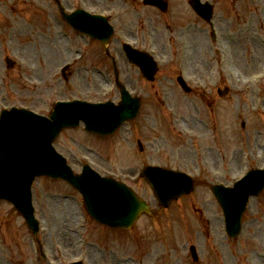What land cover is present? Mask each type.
<instances>
[{"label": "rangeland", "instance_id": "rangeland-1", "mask_svg": "<svg viewBox=\"0 0 264 264\" xmlns=\"http://www.w3.org/2000/svg\"><path fill=\"white\" fill-rule=\"evenodd\" d=\"M62 1L67 8L81 6L97 13L109 10L115 15L117 27L130 20L128 18L122 21L121 17L124 15L138 17L140 14L137 11L138 4L133 3L132 0H126V3L122 0ZM216 1L226 13L237 9L242 14L237 15L238 21L233 19L230 24V27L240 31L232 43L229 41L232 38L228 32L230 28L225 26L221 41L217 44L222 49L221 54L216 56L217 59H212L210 62L212 55H209L208 59H204V65L202 60V64L198 67L200 69L193 66L189 70V75H193L194 80H200L202 85H205L203 89L196 95L185 94L176 86L171 90H159L155 93L150 84L145 85L142 82V92L147 94L144 96L145 103L141 115L130 125L132 131L125 128L114 135L97 140L91 136L86 138L83 135L84 130L80 128L68 129L61 135L58 146L71 157L77 169L81 166L80 161H83V156H89L93 165L103 171L110 168L118 172L120 169L122 174L131 175L140 166L160 163L188 170L197 180V186L191 194L174 202L171 210H163L167 215L173 214L174 225L180 226L178 231L168 232L164 228L162 236L157 238L155 232L160 228V223L154 218L140 219L133 230L120 233V240L124 242V246L119 245L121 249H117L116 261L111 262L110 257L102 256L101 259L92 257L93 264L101 261H105V264H135L141 261L142 264H161L162 260L155 259L164 256L169 260V264H264V193L257 197L254 201L256 203L248 211L244 230L238 238V245L236 240L224 238L221 224L216 225L219 231L215 234L220 237V241L227 243L224 245L228 249L227 252L221 249L220 243L214 242V237L208 231L203 229L202 232L196 233L194 223L191 220H184V217H192V214L202 212L201 207H207L204 212L222 213L211 191V182L231 183L233 178L242 174L246 168L256 164L261 165L264 161V151H260L261 147L255 145L254 139H251L246 150L254 154V157L250 158L247 164L243 161L244 157L232 154L238 143L221 140L220 148L227 150H223L221 155L218 152L210 153L208 157L214 165L206 167L198 158L200 154L198 150L204 145L200 136L191 132L196 136L191 137V142H188L184 136L179 135V129L182 128L179 125L185 126L183 121L189 117L190 111L197 110L196 106L206 109V114L208 113L210 107L207 104L204 106L201 96H205L208 90L214 88L211 86L216 80L232 81L238 78L240 86H243L245 80L251 78L252 70L256 73L264 71V46L260 44L263 47L261 48L255 43L257 48L255 47L251 54L250 44H247L245 38H239L247 32L251 20V16L246 15L247 9L251 10L255 6L253 14L264 17V0H245L237 4L228 0ZM54 2V0H0V111L3 107L14 104L48 112L52 109L56 97L86 95L94 99H102L112 96L105 86L101 84L99 86V82L106 78L94 69L96 64L104 68L106 66L103 62L105 58L102 57L104 54L99 52L100 46L95 43L85 44L86 41L82 42L80 37L72 40V48L75 50L72 56L78 57L76 49L83 48L86 59L75 60L74 82L67 88L61 86L60 65L68 60L71 45H65L66 40L61 34L56 33V29L58 30L56 12L59 10ZM139 8L144 19L146 8ZM149 10L151 12L152 9ZM87 47L89 56H87ZM225 47L229 49L223 50ZM250 48L253 49L251 46ZM6 56L15 60L14 70L8 68ZM242 69L246 72H238ZM164 73L171 76L173 74L171 71H165L164 65L157 80L159 89L161 83H165L162 79ZM138 77L137 71L131 73L130 70H126V78L131 82L129 87L132 91L136 84L138 85ZM236 90L237 88H234V91ZM113 99H118V96H114ZM230 101H233V98ZM220 102L222 104L228 101L220 100ZM233 109L234 107L230 110L232 117L227 114L222 122H226L229 134L237 132L243 138L246 130L244 131L238 123L242 117L238 118ZM209 115L214 116L213 111H210ZM189 122L192 126V122ZM249 130L251 132L250 128ZM139 137L144 142L143 151L138 149ZM82 143L91 146L92 149ZM62 182L43 178L34 183L35 200L43 217L41 233L45 237L44 249L47 254H51L52 259H56L57 263L84 256V249L89 251L88 245L81 242L84 221L81 220L79 206L74 199L62 196V193L69 192V194H77L80 199V194ZM138 190L144 198L150 201L156 200L153 191L145 183L138 187ZM165 221L163 220L162 225L164 227ZM87 224V228L97 229L90 221ZM26 225L22 216L9 202H0V264H10L6 261L9 257L11 260L19 261V264H29V262L32 264L30 255L33 257V249L30 239L28 241L29 232ZM168 226L171 227L170 221ZM103 233L107 236L109 232ZM103 239L104 236H101L100 243ZM192 242H195L200 254L197 263L187 256ZM171 245H174V248ZM57 251L64 257L58 259L55 255ZM231 252L235 253L236 258H230ZM112 254L108 253V255Z\"/></svg>", "mask_w": 264, "mask_h": 264}, {"label": "water", "instance_id": "water-1", "mask_svg": "<svg viewBox=\"0 0 264 264\" xmlns=\"http://www.w3.org/2000/svg\"><path fill=\"white\" fill-rule=\"evenodd\" d=\"M80 24L81 30L97 34L96 29L102 27L106 30V22L98 16H89L85 12L77 11L75 13ZM69 19L72 20L71 15ZM105 35L101 32L100 37ZM143 60V56L139 54ZM155 67H152V72ZM128 100L118 110L113 104L106 103L101 105L66 104L57 107L51 115V118L35 115L23 110L4 111L0 122V197H7L12 200L28 219V223L36 229V222L31 214L33 209L30 202V185L35 176L39 174H51L62 176L69 179L77 187L81 188L85 199L87 200L90 211L97 216V204L105 207L110 202L116 201L124 206L126 211V223L130 221L129 212L134 211V217L144 207L135 195L130 193L122 185L99 177L96 173L84 170L81 175L70 173L64 160L57 154L51 146L54 137L61 127L73 125L84 119L87 127L101 132H109L116 128L125 118L133 114V106ZM129 107V108H128ZM67 110L74 112L69 116ZM124 112V113H123ZM121 114L116 120L109 122L106 118L98 115ZM107 117V118H108ZM114 122V123H113ZM145 175L151 181L157 191L161 202L168 203L173 197H177L183 192L190 191L193 186L179 174L161 171L159 169L147 170ZM258 183L250 186L247 181L239 182L234 188L214 186V191L224 204L225 210L230 221L233 224L240 225L239 213L244 208L245 203L251 193H256L264 186V174L260 177ZM179 188L178 186H182ZM120 189V198L116 199L117 191ZM134 201V203L131 202ZM132 204H130V202ZM132 219V220H133ZM110 221L109 219H107ZM131 220V221H132ZM128 221V222H127ZM130 221V222H131ZM236 223V224H235ZM239 228V226H238ZM233 229V228H232Z\"/></svg>", "mask_w": 264, "mask_h": 264}, {"label": "flooded vegetation", "instance_id": "flooded-vegetation-1", "mask_svg": "<svg viewBox=\"0 0 264 264\" xmlns=\"http://www.w3.org/2000/svg\"><path fill=\"white\" fill-rule=\"evenodd\" d=\"M128 35L130 38H134L136 36L135 31H133L132 25H128ZM192 36L195 37V35L193 33H192ZM155 40H156V38H155ZM187 42L190 44L191 49L193 50L192 56L188 57L189 60L192 61L194 59H198L197 62H199V60L201 59L200 48L203 47V45L205 44V40L203 39V37H199V38H197L196 41H192V40L187 39ZM172 43L174 44L173 41H172ZM188 69L190 70L191 66Z\"/></svg>", "mask_w": 264, "mask_h": 264}]
</instances>
